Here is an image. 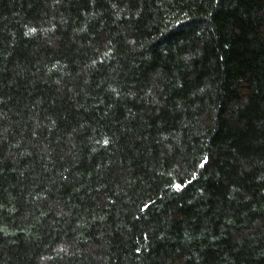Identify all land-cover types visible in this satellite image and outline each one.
<instances>
[{
  "label": "trees",
  "instance_id": "16d2710c",
  "mask_svg": "<svg viewBox=\"0 0 264 264\" xmlns=\"http://www.w3.org/2000/svg\"><path fill=\"white\" fill-rule=\"evenodd\" d=\"M0 264H264V0H0Z\"/></svg>",
  "mask_w": 264,
  "mask_h": 264
}]
</instances>
